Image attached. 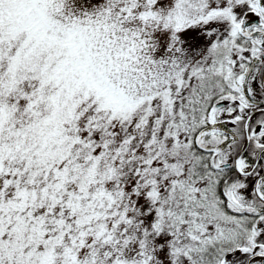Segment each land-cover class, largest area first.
Here are the masks:
<instances>
[{
	"label": "snow or ice",
	"instance_id": "1",
	"mask_svg": "<svg viewBox=\"0 0 264 264\" xmlns=\"http://www.w3.org/2000/svg\"><path fill=\"white\" fill-rule=\"evenodd\" d=\"M0 264H264V0H0Z\"/></svg>",
	"mask_w": 264,
	"mask_h": 264
}]
</instances>
